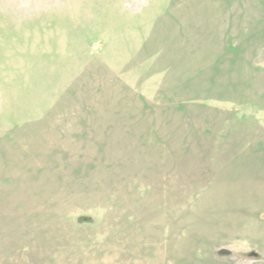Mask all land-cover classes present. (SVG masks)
<instances>
[{
	"label": "rangeland",
	"instance_id": "1",
	"mask_svg": "<svg viewBox=\"0 0 264 264\" xmlns=\"http://www.w3.org/2000/svg\"><path fill=\"white\" fill-rule=\"evenodd\" d=\"M0 264H264V0H0Z\"/></svg>",
	"mask_w": 264,
	"mask_h": 264
}]
</instances>
